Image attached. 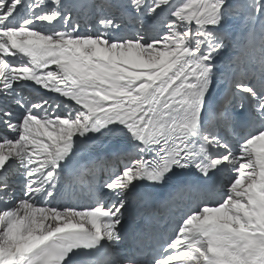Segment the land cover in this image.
Instances as JSON below:
<instances>
[{"label": "snow or ice", "instance_id": "6c2138e0", "mask_svg": "<svg viewBox=\"0 0 264 264\" xmlns=\"http://www.w3.org/2000/svg\"><path fill=\"white\" fill-rule=\"evenodd\" d=\"M0 264H264V0H0Z\"/></svg>", "mask_w": 264, "mask_h": 264}]
</instances>
